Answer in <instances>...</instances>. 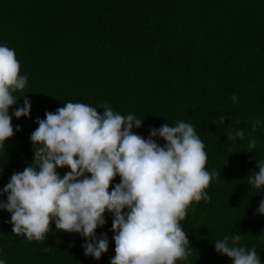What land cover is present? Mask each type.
<instances>
[{"label":"trees","instance_id":"16d2710c","mask_svg":"<svg viewBox=\"0 0 264 264\" xmlns=\"http://www.w3.org/2000/svg\"><path fill=\"white\" fill-rule=\"evenodd\" d=\"M0 44L15 50L20 74L28 76L25 89L14 93L17 106L25 96L31 101L30 118L13 117L14 136L0 151V191L33 162L37 119L67 102L98 114L107 104L144 119L134 131L145 139L151 128L187 122L205 144L206 170L220 175L205 190L209 200L193 202L180 222L192 249L177 264H231L213 241L233 234L264 264V215L257 211L264 189L248 184L264 160V0H0ZM238 129L244 138L228 140ZM57 171L63 177L70 169ZM119 182L117 176L113 184ZM105 218L96 235H107L109 250L97 261L85 256L83 237L54 223L40 241L13 235L10 213L0 210V258L110 264L114 233L112 216Z\"/></svg>","mask_w":264,"mask_h":264},{"label":"clouds","instance_id":"9594fccd","mask_svg":"<svg viewBox=\"0 0 264 264\" xmlns=\"http://www.w3.org/2000/svg\"><path fill=\"white\" fill-rule=\"evenodd\" d=\"M15 50L0 44V151L14 136L12 119L30 118L31 101L25 96L18 105L14 93L25 89L28 76L20 74ZM233 102L238 97L233 95ZM17 106L12 114L9 109ZM97 108L85 103L67 102L55 113L37 119L31 134L33 162L22 172L13 173L0 191V210L11 215L13 235L40 241L51 231L78 234L84 238V254L95 260L109 250L106 234L97 237L112 216L115 256L110 264H177L187 260L191 246L181 227L193 202L209 196L205 191L220 173L206 170L205 144L190 123H165L149 129L147 139L134 129L144 119L123 116L111 106ZM225 118H220L223 124ZM260 121L253 122V130ZM21 129L16 126L15 132ZM238 129L228 140L243 139ZM165 143L161 146L157 140ZM256 148L253 139L249 153ZM70 169L63 177L58 169ZM248 184L264 189V160ZM253 173V172H252ZM118 184H113L116 177ZM110 186L112 190L109 191ZM264 215V199L257 209ZM242 236L225 235L213 241L217 253L231 264H262L255 248L240 245ZM0 264L6 260L0 258Z\"/></svg>","mask_w":264,"mask_h":264}]
</instances>
